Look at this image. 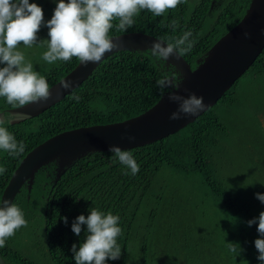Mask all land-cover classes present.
<instances>
[{"label": "trees", "instance_id": "obj_1", "mask_svg": "<svg viewBox=\"0 0 264 264\" xmlns=\"http://www.w3.org/2000/svg\"><path fill=\"white\" fill-rule=\"evenodd\" d=\"M34 1L29 0V3ZM213 1L186 0L160 17L141 10L134 17L132 27L120 32L113 27L109 36L141 32L168 43L185 31H191L195 43L192 51L183 57L195 69L198 61L242 20L252 0H218L217 8L212 11ZM173 21L176 22L174 28ZM117 23L118 20L113 21L114 25ZM40 61L43 60L40 58ZM79 62L75 57L69 62L59 61L56 67L51 70L46 67L40 74L47 79L50 88ZM5 66L0 64V68ZM165 74L176 85L180 82L174 67L153 57L150 50L121 51L105 59L62 101L36 116L24 115L19 120H11L13 110L19 107L13 108L0 97V112L6 114L0 126L6 127L18 143L23 141L26 145L24 153L15 157L0 149V167L6 169L0 173V202L12 175L30 151L65 131L122 122L143 114L174 89L161 92L156 86V81ZM244 80H248V87L253 85L250 92L256 95V82H264V51L219 102L195 122L165 139L127 150L139 165L140 170L135 175L110 151L91 153L77 160L60 177L56 161L41 168L31 189L25 184L13 202L22 210L27 226L6 240L8 264H75L72 245L79 248L87 226H82L80 236H76L72 224L80 215L87 217L93 207L104 213L111 211L120 218L118 226L122 235L117 243L122 249L121 256L105 264H132L131 246L141 211L156 197L154 192L162 185L158 177L165 170H171L185 185L199 184L205 188V197L220 203L229 214V221L236 229L235 237L240 238L236 244L242 251L239 255L223 248L222 259L218 254H211L212 263L264 264L257 259L259 253L254 243L261 238L258 224L249 227L247 223L264 212V203L256 198L257 193L264 194V183L247 186L240 180L232 181L218 169L216 161L217 154L223 151V142L230 137L229 126L216 113V108L239 105L238 91ZM259 99L260 96L257 99L260 106ZM151 225L150 221L148 230Z\"/></svg>", "mask_w": 264, "mask_h": 264}, {"label": "clouds", "instance_id": "obj_2", "mask_svg": "<svg viewBox=\"0 0 264 264\" xmlns=\"http://www.w3.org/2000/svg\"><path fill=\"white\" fill-rule=\"evenodd\" d=\"M182 2L186 0H68L67 3L59 0L52 18L45 24L43 9L37 4L29 3V0H0V64L6 65L0 68V97L5 98L13 108L50 99L47 79L25 59L20 50L21 45L29 48L46 46L42 59L49 64L69 62L73 57L85 65L97 63L117 47L109 36L113 27L118 32L127 31L134 25V17L141 10H148L160 17ZM114 20H118L115 25ZM42 25L49 30V39L38 44L37 33ZM171 26L174 28L176 22L173 21ZM192 36L191 31H185L168 43L157 40L150 49L151 55L165 61L173 54L181 57L192 51L195 43ZM61 86L70 89L72 82L62 81ZM156 86L165 92L166 89L175 88L176 84L165 74L156 81ZM73 98L79 100V97ZM169 99L179 105L170 117L172 120L181 119L182 114L197 116L207 108L203 97L198 98L195 94L185 98L170 92ZM3 123L4 117L0 118V125ZM25 148L23 141L18 143L6 127L0 126V149L15 157L23 154ZM109 151L130 169L132 175L139 172V165L130 151L115 146ZM4 172L6 169L0 167V173ZM256 198L264 203V194L257 193ZM89 211L87 217L80 215L72 224L76 236H80L82 226H87L85 239L79 248L76 244L72 245L75 264H105L109 259L118 260L122 250L117 243V238L122 235V229L118 226L119 216L113 215L111 211L104 213L95 207ZM63 219L67 224V218ZM247 223L249 227L258 224L257 231L261 238L254 243L259 253L257 259L264 262V212ZM26 226L22 210L15 203L4 200L0 204V248L5 247L6 240L14 236L18 229ZM227 246L229 251L240 255L242 249L238 244L228 243ZM243 264L248 262L244 261Z\"/></svg>", "mask_w": 264, "mask_h": 264}, {"label": "water", "instance_id": "obj_3", "mask_svg": "<svg viewBox=\"0 0 264 264\" xmlns=\"http://www.w3.org/2000/svg\"><path fill=\"white\" fill-rule=\"evenodd\" d=\"M110 38L117 47L106 53L100 62L86 65L79 62L70 73L49 88L50 99L19 107L12 113L25 116L41 114L80 87L114 53L148 51L154 42L161 40L141 32L124 33ZM263 51L264 0H252L242 20L198 61L195 69L183 56L178 57L176 54L165 61L167 66L174 67L180 79L170 92L185 98L192 94L198 98L203 97L207 106L204 111L197 116L182 114L179 120L170 119L179 105L169 99L170 92H167L157 104L139 116L122 122L81 127L60 133L34 148L23 158L6 186L0 204L4 200L13 203L25 184L31 189L38 171L52 162L56 161L60 177L73 163L91 153L106 152L114 146L122 150L134 149L176 134L214 107L252 67ZM62 81H71L72 88L64 89L61 86ZM130 137L134 139H129Z\"/></svg>", "mask_w": 264, "mask_h": 264}, {"label": "rangeland", "instance_id": "obj_4", "mask_svg": "<svg viewBox=\"0 0 264 264\" xmlns=\"http://www.w3.org/2000/svg\"><path fill=\"white\" fill-rule=\"evenodd\" d=\"M33 3L43 9L46 24L59 0H35ZM216 8L217 5L212 11ZM48 31L42 25L37 33L38 44L49 39ZM20 50L39 73L46 67L51 70L59 63L46 66L47 62L42 59L46 46L29 48L21 45ZM251 86L248 87V80L241 83L239 105L216 108V113L230 130L229 139L222 144L223 151L217 154V167L232 181L240 180L247 186L264 183V124L261 120L264 118V82L257 81L254 87L260 96V106L257 94L250 92ZM158 180L162 185L155 190L156 197L142 209L137 223L131 246L132 264H214L211 254H218L222 259L221 250H229L228 243L236 244L240 240L235 237L236 229L229 221L227 211L220 203L205 197V188L199 184L185 185L171 170L163 171ZM150 221L152 225L148 230Z\"/></svg>", "mask_w": 264, "mask_h": 264}, {"label": "flooded vegetation", "instance_id": "obj_5", "mask_svg": "<svg viewBox=\"0 0 264 264\" xmlns=\"http://www.w3.org/2000/svg\"><path fill=\"white\" fill-rule=\"evenodd\" d=\"M215 2H218V0L213 1V5H212L213 7L216 6ZM5 115H6L5 113L0 112V118L4 117V120H5L6 119ZM22 116H24V115L12 113V119L11 120H19L22 118ZM261 120H262V123L264 124V118H261ZM7 259H8V257H7V252H6L5 247L0 248V264H8Z\"/></svg>", "mask_w": 264, "mask_h": 264}]
</instances>
